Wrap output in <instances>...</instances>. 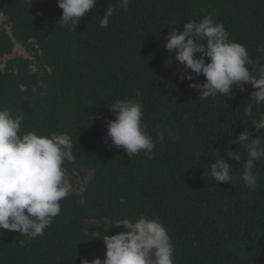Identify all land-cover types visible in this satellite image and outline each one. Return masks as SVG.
Masks as SVG:
<instances>
[{"label":"trees","instance_id":"obj_1","mask_svg":"<svg viewBox=\"0 0 264 264\" xmlns=\"http://www.w3.org/2000/svg\"><path fill=\"white\" fill-rule=\"evenodd\" d=\"M118 4L97 0L74 31L58 21L57 0H0V106L23 114L21 134H69L75 158L64 164L73 192L60 201L61 212L43 236L21 247L26 237L0 229V264L103 260L105 245L92 232L102 237L125 229L98 224L141 215L167 228L174 264H264V159L256 161L258 184L251 191L242 179L247 150L238 138L245 130L250 139L264 132L252 125L264 103L252 101L250 84L244 91L233 87L228 97L199 99L190 82L178 78L190 70L164 47L172 29L210 14L230 40L246 46L255 62L248 67L259 77L264 0H129L127 10ZM112 6L116 12L101 27ZM15 45L28 58L4 61ZM131 98L142 101V122L153 139L164 131L152 159L143 151L127 157L102 140L106 121L115 118L108 107ZM250 102L252 114L245 116ZM259 138L264 145V135ZM226 147L238 151L241 162L225 156L233 179L218 183L210 164ZM88 172L92 178L79 191L76 179Z\"/></svg>","mask_w":264,"mask_h":264},{"label":"clouds","instance_id":"obj_2","mask_svg":"<svg viewBox=\"0 0 264 264\" xmlns=\"http://www.w3.org/2000/svg\"><path fill=\"white\" fill-rule=\"evenodd\" d=\"M29 2L31 4L32 0ZM96 4L97 0H57V6L62 10L58 21L62 27L70 26L75 31L80 20ZM118 6L127 10L129 0H119ZM116 7L106 8L100 20L101 27H108ZM164 47L190 70L178 78L189 81V87L199 92V99L217 95L228 97L233 87L244 91V85L250 84L254 89L250 93L252 101L264 103V66L255 69L259 77L254 75L248 66L255 62L246 46L230 40L223 24L215 21L212 15L185 22L182 31L172 29L165 38ZM256 51L264 52V46ZM200 75L205 78L203 83L192 82ZM108 108L115 118L106 121L103 142L108 145L110 141L111 146L123 148L127 157L143 151L148 159H152L156 143L164 140V131L158 130L154 140L146 130L142 122V101L135 98L117 100ZM252 109L253 103L246 104L244 115L250 116ZM22 122V113L14 114L6 106H0V229L16 231L26 237L19 242L21 247L43 236L60 214V201L73 192L64 164L75 159L69 134L37 135L32 131L21 134ZM252 125L255 130H264V114ZM262 135L264 132L250 139L247 130L238 135L239 143L247 150L242 179L251 191H255L258 184L253 171L256 161L264 159V145L259 138ZM225 156L241 162L240 153L226 147L224 155L210 164V175L218 183H231L233 179L232 166L225 161ZM98 225L105 230L121 226L125 231L102 237L92 232L94 238L103 240L104 259L96 257L89 261L81 257L80 264H174V245L167 228L158 218L141 215L134 221L124 218L113 222L110 217H105Z\"/></svg>","mask_w":264,"mask_h":264},{"label":"rangeland","instance_id":"obj_3","mask_svg":"<svg viewBox=\"0 0 264 264\" xmlns=\"http://www.w3.org/2000/svg\"><path fill=\"white\" fill-rule=\"evenodd\" d=\"M5 21L4 17L0 14V26H2L3 22ZM9 32V28H7ZM16 57H22V58H28V54L25 52V50L20 47L19 45H15L14 50L10 56H7L5 60L7 59H13ZM92 178V173L88 172L84 177H77L76 179V185L78 186L79 191H82L85 187L86 183Z\"/></svg>","mask_w":264,"mask_h":264}]
</instances>
